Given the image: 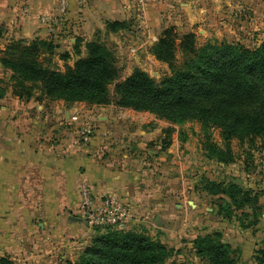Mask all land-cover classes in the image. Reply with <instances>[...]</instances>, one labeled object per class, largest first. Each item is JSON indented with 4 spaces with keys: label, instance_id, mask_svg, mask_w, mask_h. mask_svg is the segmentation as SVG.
<instances>
[{
    "label": "rangeland",
    "instance_id": "obj_1",
    "mask_svg": "<svg viewBox=\"0 0 264 264\" xmlns=\"http://www.w3.org/2000/svg\"><path fill=\"white\" fill-rule=\"evenodd\" d=\"M136 2L139 6H132L135 18L130 17L133 24L131 29L135 33L131 34L129 30L107 32L106 19L100 17L84 20L86 23L83 29L75 30L77 24L73 23L72 29L77 34L72 42L62 40L61 45L56 47L55 54L42 53L40 60L44 65L64 70L65 61L59 57L63 47L67 49L71 46L70 51L76 60L79 57L73 50L76 37L84 38L82 55L86 54V41L97 39L115 52L117 65L121 69V79L130 75L135 67H139L159 81L169 75L171 70L166 62L155 57L152 44L168 26L174 25L179 36L194 32L198 45L216 39H229L256 47L264 38V0ZM33 6L35 4L32 2L27 3L25 12L30 17L37 16L46 35L40 36L34 32L31 36H22L24 33L19 31L16 32L18 35L14 33L12 40L22 39L30 42L36 37L52 38L48 34L60 29L55 24L63 26L61 18L66 12L62 13L60 0H54L55 12L43 13ZM145 11L149 14L157 12L162 24L154 28L148 26L150 24L144 17ZM53 25L55 29L51 31ZM148 28H151V32H145ZM83 33L86 35L83 36ZM179 40L178 38L177 42ZM176 55L178 62H181L183 52L180 48ZM10 75L11 70H0V83L7 87L6 98L11 97L6 105L7 108L13 109L10 118L17 120L18 111L26 108V116L29 119H23L20 123L27 130L32 124L41 129V155L60 159L74 154L69 151L70 143L80 147L90 141L84 142L79 137L83 125L89 126L90 139L101 142L104 147L96 155L100 163H104L103 159L108 156L114 158L110 155L114 153V149L118 151L116 156L119 158L116 161L119 163L121 178L129 179L124 191L119 187L112 190L119 193L130 208V220L125 224L123 231H134L149 236L173 248V255L165 264H209L197 253L198 239L217 230L223 233L222 239L230 243L236 264H261L258 248L264 244V139L260 136L243 140L234 137L230 140L231 155H223L222 150H225L226 142L220 127L205 128L198 120L173 123L148 111L136 112L127 109L119 116L121 108L115 104V100L108 104L88 101L68 103L63 99L46 96L39 87L34 88L32 98H20L19 102H15L12 98L15 99L18 95L13 92L14 82ZM110 89L113 94L114 84ZM67 109L71 111L70 119L65 117ZM114 118L116 120L113 121ZM169 126L174 127V130L169 136L171 143L166 146L161 140L169 139L163 131ZM149 128H157V136L152 140H144L143 144L138 146L132 134L143 135ZM26 138L30 139L27 136ZM210 147L217 149L214 152ZM124 152L129 153V156L123 157ZM220 156L226 159L221 160ZM123 159L128 160L126 164ZM87 166L91 171L90 162ZM54 171L50 169L49 173H42L44 177L36 197L37 209H34V203L29 196L24 197V216L27 222L34 220V234L24 235L26 232L20 227L21 222H17V219L12 221L10 216H7L6 220L3 218L0 247L7 245H4L7 237H13L16 245L12 246V250L9 246L0 249V257H6L13 264H66L68 260H78L95 236L107 230L89 227L79 209L80 184L84 182L90 187L92 185L88 176L75 169L74 179L68 180L65 173H59L57 170L53 173ZM48 175H56L59 178L57 184L52 178L48 180ZM228 178H240L241 184L250 188L252 194L258 193V204L261 207L256 224L251 223L255 218L251 204L241 208L232 206L234 215L231 218L218 212L221 203L231 202L230 197L223 193L212 194L204 185L209 180L223 181ZM69 215L79 216L83 220H69ZM6 223L18 226L17 232L12 231L6 235L11 229Z\"/></svg>",
    "mask_w": 264,
    "mask_h": 264
},
{
    "label": "trees",
    "instance_id": "obj_2",
    "mask_svg": "<svg viewBox=\"0 0 264 264\" xmlns=\"http://www.w3.org/2000/svg\"><path fill=\"white\" fill-rule=\"evenodd\" d=\"M67 3L66 13L69 0ZM105 24L107 32H134L130 19L106 20ZM175 30L174 25L166 27L152 44L155 57L166 62L171 70L159 81L139 67L121 79L115 52L106 43L93 39L86 41V54L82 55L84 38L79 36L73 45L79 57L72 65L67 62L71 57L69 51L59 53L65 61L64 70L44 65L40 60L42 53H56L59 43L53 37H36L30 42L11 40L0 55V63L5 70H11L13 92L20 98H32L34 88L39 87L46 96L68 103L108 104L115 100L119 107L148 111L173 123L198 120L205 128H221L226 142L223 155H231L230 140L234 137L243 140L260 136L264 139V38L256 47L229 39L198 45L194 32L179 36ZM179 48L183 52L181 62L176 58ZM6 88L0 83V97L6 95ZM173 130L171 126L163 129L168 138ZM161 142L167 146L171 139L162 138ZM210 148L214 152L217 149ZM204 188L212 194L223 193L230 197L231 202L220 204V214L231 218L234 215L232 206L241 208L251 204L255 213L251 223L258 222L261 207L258 193L252 194L244 184L228 178L209 180ZM93 228L107 230L95 236L78 260H68L66 264H165L173 255V248L149 236L112 226ZM222 235L217 230L199 238L197 253L209 264H236L231 245ZM258 253L264 264V244L258 248ZM0 264L13 263L0 257Z\"/></svg>",
    "mask_w": 264,
    "mask_h": 264
},
{
    "label": "crops",
    "instance_id": "obj_3",
    "mask_svg": "<svg viewBox=\"0 0 264 264\" xmlns=\"http://www.w3.org/2000/svg\"><path fill=\"white\" fill-rule=\"evenodd\" d=\"M30 2L35 4V6H33L35 9L37 8L43 13L55 12L54 0H0V27L2 28L0 34V52H2L7 43L12 40L16 32L22 31L24 33L22 36H31L34 32L40 36L46 35L43 30V24L39 22L37 16L33 18L25 12L27 3ZM79 2L82 4H79ZM137 4L139 6L136 0H69V10L61 18L63 26L61 27L56 23L55 25L60 29L54 33L52 30L55 29V25H53L50 29L52 33L50 32L48 35L58 41L60 45L62 40H70V42H72L75 34H77L72 29L73 23L77 24L75 29L77 30L85 28V21L97 19L99 17L106 20L110 18H135V11L132 9V6H136ZM144 17L147 23L150 24L148 26L151 28L159 27L162 24L157 12H151L149 14V12L145 11ZM31 24H33L32 27ZM64 26L65 28H63ZM150 29H145V32H151ZM130 33L133 34L135 32L130 31ZM16 34L18 35L19 33ZM82 35L84 36L86 34L83 33ZM70 48L71 46H68L67 49L63 47L62 51L67 50L70 52L72 58H70L68 62L72 65L75 58L73 59V53L70 51ZM81 49L82 53H84L82 46ZM0 70H5L1 63ZM7 95L8 93L4 97H0V227L4 223V220H6V217L10 216L12 221L13 219H17V222H21L20 227L24 228L26 232L24 235L34 234V220L32 222L26 221L23 201L25 196H29L34 203V209H37L38 204H36V197L40 190L41 179L44 177L42 173L44 171L49 173L50 169L55 170L53 173H56V170L57 172L59 171V173H65V178L68 180H73L75 169H79L82 175L86 174L91 180V189L94 194H114L128 204L125 199L118 195L119 193L112 191L113 188L117 189L118 187L124 191L129 181L128 178H121V172L120 169H118L119 163L116 161L119 158L116 156L118 151L114 149V153L110 154L113 155L114 158H109L108 156L103 159L104 163H100L96 155L101 152L104 147L100 144L101 142L94 141L91 138L89 143L80 147H75V143H70L69 151L74 154L68 157L56 159V157H51V155H41L39 145L41 129L39 130L32 124V127L27 130L26 127L20 123L23 119H29L26 116V108L18 111L19 116L17 120H12L10 115L13 109L6 107L11 97L6 98ZM12 99L15 102L16 100L18 102L20 101L19 96H15V99ZM119 108H121L118 112L119 116L122 115L120 113L125 112L127 109L134 110L128 107ZM134 111L140 112L137 110ZM70 112L69 109L65 111L66 118L70 119ZM32 118L34 119V116H32ZM114 120H116V118H114L113 121ZM157 132V128L154 130L149 128L143 135L134 133L132 136L136 138L134 140L138 143V146H140L143 144L144 140H152L156 137L158 134ZM26 136L30 137V139L26 138ZM128 156L129 153H123V157ZM123 161L126 164L128 160L123 159ZM89 162L91 163V171L87 166ZM46 178H48V180L52 178L55 183L59 179L56 175H52V177L48 175ZM79 194L80 192H78V198ZM70 216L71 215H69V219H71ZM3 218L5 219L3 220ZM6 226L11 228L5 233L6 235H9V232L12 231L17 232L18 226H12L9 223H6ZM5 241L4 245L6 243L7 245L0 247V249L9 246L10 250H12V246L16 245L13 237H7Z\"/></svg>",
    "mask_w": 264,
    "mask_h": 264
},
{
    "label": "built area",
    "instance_id": "obj_4",
    "mask_svg": "<svg viewBox=\"0 0 264 264\" xmlns=\"http://www.w3.org/2000/svg\"><path fill=\"white\" fill-rule=\"evenodd\" d=\"M60 3L62 13H65L67 0H60ZM79 132L81 140L84 142L90 140L91 130L88 125H83ZM79 191V209L89 227L125 228V224L130 220V208L126 202L114 194H94L91 187L84 182L80 184Z\"/></svg>",
    "mask_w": 264,
    "mask_h": 264
},
{
    "label": "water",
    "instance_id": "obj_5",
    "mask_svg": "<svg viewBox=\"0 0 264 264\" xmlns=\"http://www.w3.org/2000/svg\"><path fill=\"white\" fill-rule=\"evenodd\" d=\"M233 180L237 181V182L240 183V184H241V182H242L240 178H237V179H234V178H233ZM70 218L73 219V220H76V221H81V220H82V218H81V217H78V216H72V215H71Z\"/></svg>",
    "mask_w": 264,
    "mask_h": 264
}]
</instances>
